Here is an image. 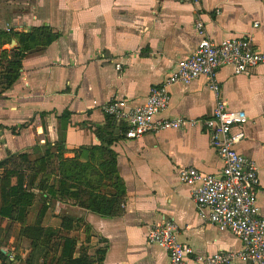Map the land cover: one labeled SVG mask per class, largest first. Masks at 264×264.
Here are the masks:
<instances>
[{
	"label": "crops",
	"instance_id": "crops-1",
	"mask_svg": "<svg viewBox=\"0 0 264 264\" xmlns=\"http://www.w3.org/2000/svg\"><path fill=\"white\" fill-rule=\"evenodd\" d=\"M197 22L215 42L251 37L264 51V0H0V31L48 28L55 37L26 53L11 88L0 87V176L19 167L20 155L34 161L64 142L65 158L79 153L83 163L97 167L104 162L101 150L113 151L127 192L121 213L110 217L76 201L43 200L32 189L37 200L25 223L0 216V264H28L31 242L22 230L38 223L44 204L42 226L60 231L62 218L75 220L68 234L77 240L75 258L87 249L96 264H170L169 252L147 239L155 224L168 220L178 227V241L198 254L242 249L231 232L202 219L193 188L180 181L182 168L213 175L223 170L206 128L200 124L132 140L125 125L103 110L113 100L144 104L151 89L198 48ZM20 48L13 39L3 50ZM218 80L230 109L248 117L247 137L237 149L258 167L264 217V66L240 76L226 66ZM170 93L171 104L158 119L204 120L213 114L217 96L206 78L174 84ZM92 148L100 149L95 159L81 151ZM12 182L17 183L16 176ZM53 255L45 264H58Z\"/></svg>",
	"mask_w": 264,
	"mask_h": 264
},
{
	"label": "built area",
	"instance_id": "built-area-1",
	"mask_svg": "<svg viewBox=\"0 0 264 264\" xmlns=\"http://www.w3.org/2000/svg\"><path fill=\"white\" fill-rule=\"evenodd\" d=\"M198 3L199 0H183ZM196 30L201 41L196 51L178 63L174 73L161 85L151 89L146 102L132 106L127 100H113L103 106L107 115L125 125L128 139H140L163 130H184L202 124L211 143L224 163L220 175L205 174L194 167L182 168V184L193 188L194 200L202 219L231 232L243 244L239 251L201 255L177 239L178 227L173 221L155 224L148 233V242L169 252L170 264H264V217L259 208L261 180L256 163L241 154L237 146L246 137L247 115L230 109L222 96L218 74L232 66L235 75L247 74L264 66V51L254 46L251 37H237L215 42L207 34L203 22ZM206 78L216 93L213 114L204 120L158 119L171 104L170 87Z\"/></svg>",
	"mask_w": 264,
	"mask_h": 264
},
{
	"label": "trees",
	"instance_id": "trees-1",
	"mask_svg": "<svg viewBox=\"0 0 264 264\" xmlns=\"http://www.w3.org/2000/svg\"><path fill=\"white\" fill-rule=\"evenodd\" d=\"M54 36L48 28L35 29L32 33L9 34L0 31V87L11 88L20 78L21 59L37 45H49ZM16 39L21 48L3 50L5 44ZM1 95V93H0ZM94 158L98 148L84 150ZM104 162L97 167L92 163H83L79 153L74 159L65 158L64 142L38 154L32 161L29 154L19 157V167L6 171L0 176V216L25 223L28 211L37 200L32 189L37 188L43 200L55 198L64 203L77 202V205L102 216H116L127 195L123 180L118 176L117 156L111 150H101ZM83 160L84 157H82ZM95 159V158H94ZM4 164H0V169ZM17 183L13 184V178ZM48 204H44L34 226H25L23 237L31 242L32 253L28 264H45L50 255L58 264H96L87 249L75 258L77 240L68 236L75 230V220L62 218L61 230L44 228L42 219L46 215ZM64 233H67L66 235ZM62 250L60 258L57 254ZM102 262V260H99Z\"/></svg>",
	"mask_w": 264,
	"mask_h": 264
}]
</instances>
